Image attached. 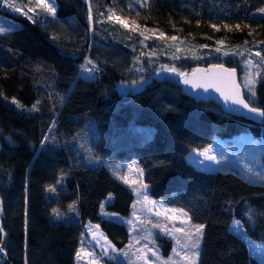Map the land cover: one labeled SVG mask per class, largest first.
Wrapping results in <instances>:
<instances>
[{"label": "trees", "instance_id": "16d2710c", "mask_svg": "<svg viewBox=\"0 0 264 264\" xmlns=\"http://www.w3.org/2000/svg\"><path fill=\"white\" fill-rule=\"evenodd\" d=\"M54 4L55 18L38 4L32 21L13 17L22 27L0 35V264H79L75 254L91 225L117 248L129 242L127 226L103 217L101 209L112 197L106 211L130 216L131 190L103 163L88 166L80 154L109 163L137 161L150 199L183 209L192 223L205 225L199 264H262L250 254L246 239L264 243V182L234 168L204 172L187 159L217 138L232 142L251 135L264 142V120L254 124L214 103L195 101L183 93L179 79L158 77L156 67L137 58L141 32L149 37V52H160L165 39L175 36L203 59L177 64L180 72L189 75L197 67L223 63L242 76L241 59H217L210 52L242 47L264 55V14L259 12L264 0H147L144 7L136 0ZM109 9L128 27L107 20ZM91 66L96 74L89 78L84 71ZM261 77L264 67L251 105L264 111ZM33 105L37 111H30ZM234 221L244 235L235 232ZM159 240L169 255L172 242Z\"/></svg>", "mask_w": 264, "mask_h": 264}, {"label": "rangeland", "instance_id": "374dc122", "mask_svg": "<svg viewBox=\"0 0 264 264\" xmlns=\"http://www.w3.org/2000/svg\"><path fill=\"white\" fill-rule=\"evenodd\" d=\"M11 3H14L17 7H19L21 11L15 12L11 10V8L5 7L3 1L1 2L0 7L4 8L5 13L0 11V27H5L7 29L5 33L18 30L22 27V24L13 17L29 19L28 17L35 16V12L38 11L37 0H11ZM30 8L32 11H29ZM147 42H149L148 39H142V45L140 46L137 61H147L149 62L151 68L156 67L155 75L158 77L165 75L177 80L181 78L174 73L163 71L162 65H167L169 67L175 66L177 68V64L185 60H191L194 62L203 61L200 51L198 52L195 47L177 39L175 41L171 38L165 39V45L161 48L160 52L147 51L149 47ZM177 47L180 51L176 50ZM256 51L257 50L245 49L242 47H233L229 49H220V51L216 53L210 52V55L214 54L213 56L215 58L222 60L228 57H236L242 60V67L245 73L240 76V81L244 93L247 95V89L244 87L246 71L252 72L253 77L256 80L255 87L257 85L259 75H256L257 69L255 67L246 69L245 61L248 59H252L254 62L258 61L259 58L255 56ZM225 53L228 54L225 55ZM240 53H243V55ZM261 70L263 71V67H261L259 71ZM84 74L89 78L95 76V66L86 67ZM137 90L138 89L136 88L135 91ZM252 101H255V98H252ZM90 123L93 125L94 132L96 133L95 123L93 121ZM207 148H211L210 154L216 157L215 161H208L204 158V156L198 155V153L202 152L203 149L195 150L188 155V162L194 165L196 169L204 172H223L234 168L241 170L247 176H250L251 180H255L257 183L264 182V142L255 140L251 135H241L234 138L232 142H227L217 138L214 141V144ZM79 160L88 166H96L103 163L116 177L118 175H126L128 177V183L123 182L119 178L118 179L129 187L134 196L130 216L128 217L106 211L105 206L107 203L112 201V197H110L102 205L101 209L103 217L127 226L129 231V242L123 248H117L107 238L100 227L97 228V225L88 226L86 229V237L84 238L85 242L83 241L84 252L79 259V264H91L92 261H95L96 264H106L107 261H113L120 264H161V261H166L169 257L173 258V264H187V261L182 259V256H184L188 250L184 249L181 251L176 243V240H174L171 235H167L165 231H161L159 228L153 227V224L156 223L166 224L167 230H171L174 225L175 227H187L186 224L180 223V219L185 218L181 217L179 219L166 220L165 216L169 214H156L157 211L163 212V209L159 208V205L163 203L149 198V200L156 202V205H152L143 200V195L148 196V185L144 182V174L142 176L140 175L139 170L142 169L137 161L134 160L130 163H109L108 161L96 160L92 157L86 159L81 154L79 155ZM131 165H134L135 167L129 171V166ZM144 184L147 185L146 189L142 188V185ZM133 205H135V207H133ZM163 205L170 209H180L170 207L165 204ZM133 213H135V215H133ZM190 223L194 224L191 220ZM235 232L240 235L245 234V230L242 228L241 224L239 230L235 229ZM149 233H151V240L145 238ZM175 235L183 240V233H175ZM137 239H139V243L136 242ZM159 239L170 240L172 242V249L176 247L177 251L181 252V255H174L172 250L169 255H165V248H163L164 244ZM202 240L199 252H201ZM246 243L250 254L264 264V243L251 239H246ZM146 245L147 247H145ZM138 250H143L144 259H138V257L142 254ZM88 252H91L92 255H88ZM153 253H156V255H153ZM157 256L160 257V260H157ZM199 260L200 256L196 261V264H199Z\"/></svg>", "mask_w": 264, "mask_h": 264}, {"label": "snow or ice", "instance_id": "6c2138e0", "mask_svg": "<svg viewBox=\"0 0 264 264\" xmlns=\"http://www.w3.org/2000/svg\"><path fill=\"white\" fill-rule=\"evenodd\" d=\"M137 3L140 4L141 7H144L147 4V0H144L143 3H141V0H136ZM4 6L11 8V10L15 12H20L21 9L17 7L14 3H11V0H3ZM37 3L44 9V11L51 17L55 18L56 16V7L54 4V0H37ZM29 11H32L30 8ZM259 12L264 14V8L259 9ZM139 13H137L138 15ZM103 15V13H101ZM29 19H32V17H28ZM113 18H115L116 22H119L122 27H128L127 22L122 20L119 15L116 14V11L114 9H109V15L107 16V20L112 21ZM88 20L91 30V24L93 21V15H92V9L89 7L88 9ZM213 27H216L215 23L212 25ZM247 27V25H245ZM224 27H229V25L225 24ZM237 29L240 28V25L237 24L235 26ZM217 30H219L217 28ZM7 29L5 27H0V35L5 34ZM251 34V33H249ZM140 35L144 36V39H149L148 36L144 35V32H141ZM160 36H164V33L161 32ZM171 39L175 41L177 38L175 36H171ZM217 43H222V41H218ZM247 43V41H245ZM261 43H264L262 41ZM177 51H180V49L177 47ZM217 52L220 51L219 48L216 49ZM251 51V50H249ZM228 53H225L227 55ZM243 55V53H240ZM255 56L259 58L258 61L254 62L252 59H248L245 61L246 69H251L255 67L257 69L256 75H260V68L264 67V55H261V50H257L255 52ZM88 64H92L91 60L87 61ZM84 68V65L81 66ZM162 69L165 72H171L176 74L177 76H180L183 78V83L185 84H191L193 88H204L205 91L208 90L209 87H215L217 91L221 93V96L224 98L225 103H228L229 101L234 105H239L244 109H247L248 112L256 114L260 117H264V111L260 110L258 107L250 106L252 103V98L255 97V84L256 80L253 77V74L251 71H246L245 75V83L244 87L247 89V95L248 99L245 98V95L241 93L240 86L237 84L235 76H236V69H229L225 68L223 63L219 64H213L211 70H201V69H194L192 73V79H189L187 77L186 73L178 71V69L175 66L169 67L167 65H162ZM87 70V69H86ZM91 71V70H89ZM197 72H202L205 77H208V79H197L196 74ZM261 79H264V77H261ZM12 103L16 104L18 108H22L23 106L19 104L18 101L15 99L12 100ZM36 105H33V108L30 109V111H37ZM47 139V137L45 138ZM211 148H204L202 152L198 153V155L204 156V158L208 161H215L216 157L211 155ZM134 165L129 166V171L134 168ZM140 171V175H143L142 170ZM117 178L121 179L123 182L128 183V177L126 175H118ZM142 188L146 189L147 185H142ZM46 191L55 193L57 191L56 188L51 186H46ZM143 200L149 204L156 205L155 201L149 200V197L147 195H143ZM74 205L69 206V210H74ZM135 207V205H133ZM159 208L163 209V212L157 211V215H165L166 213L169 215L165 216L166 220H174L179 219L181 217L185 219H180L181 224H186L187 227H175L171 230H167L166 224L156 223L153 224V227L159 228L161 231H165L167 235H171L174 240H176L177 245L182 250L187 249V253L182 256V259L187 261V264H196V261L198 260L200 256V244L204 233L205 225L203 224H191L190 220L191 217H189L188 213L184 211L183 209H170L166 208L163 204L159 205ZM53 214L57 216V218L60 217V213L58 209L52 210ZM249 214L251 215V210H249ZM135 215V213H133ZM131 223V221H130ZM99 227L98 225L96 226ZM234 229L239 230L240 228V222L234 221L233 225ZM175 233H183V240L176 236ZM0 234H4V229L0 227ZM146 239L151 240V233L148 234ZM0 242H2V235H0ZM139 243V239L136 241ZM131 246V244H130ZM147 247V245L145 246ZM142 254L138 257V259H144L143 250H138ZM174 255H181L180 251H177V248L174 247L172 249ZM4 252V248L0 247V253ZM84 252V248L82 247L76 252V258L79 260L81 258L82 253ZM88 255H92L91 252L87 253ZM153 255H156V253H153ZM157 260H160V257L157 256ZM27 264V262H25ZM91 264H96L95 261H92ZM161 264H173V258L169 257L166 261H161Z\"/></svg>", "mask_w": 264, "mask_h": 264}, {"label": "water", "instance_id": "95a60500", "mask_svg": "<svg viewBox=\"0 0 264 264\" xmlns=\"http://www.w3.org/2000/svg\"><path fill=\"white\" fill-rule=\"evenodd\" d=\"M224 67L229 68V67H226L225 65ZM211 68H212V65H210L209 67L201 66L195 69L211 70ZM229 69H233V68H229ZM234 69H236V76H235L236 82L240 86L241 93L244 94L243 87L240 83V76H241L240 71L237 68H234ZM192 73L187 75L189 79L193 78ZM196 78L197 79H201V78L208 79V77H205L202 72H197ZM179 86L181 87L183 93L187 95L188 97L194 99L195 101L202 102V103H214L218 107L221 108L222 112L228 115L243 118L244 120L248 122H252L254 124H261L264 120V117H260L256 114L250 113L247 111V109H244L239 105H234L230 101L228 103H225V100L221 96V93L217 91L215 87H209L207 91H205L204 88H193L191 84L183 83L182 77L179 79Z\"/></svg>", "mask_w": 264, "mask_h": 264}, {"label": "crops", "instance_id": "0c3cea01", "mask_svg": "<svg viewBox=\"0 0 264 264\" xmlns=\"http://www.w3.org/2000/svg\"><path fill=\"white\" fill-rule=\"evenodd\" d=\"M235 230V229H234ZM237 233V232H236ZM238 234V233H237Z\"/></svg>", "mask_w": 264, "mask_h": 264}]
</instances>
